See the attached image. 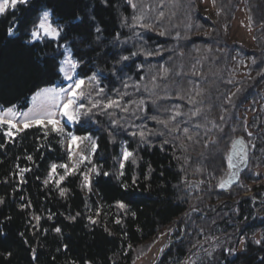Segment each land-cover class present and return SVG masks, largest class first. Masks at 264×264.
I'll list each match as a JSON object with an SVG mask.
<instances>
[{
    "label": "trees",
    "instance_id": "1",
    "mask_svg": "<svg viewBox=\"0 0 264 264\" xmlns=\"http://www.w3.org/2000/svg\"><path fill=\"white\" fill-rule=\"evenodd\" d=\"M202 1L31 0L0 15V108L24 110L37 91L66 86L58 71L66 45L82 61L77 77L97 73L98 87L104 89L81 102L90 106L122 96L121 104L129 109L98 108L91 118L64 123V132L90 135L97 145L74 170L68 167L64 133L51 125L21 132L13 128L11 138L8 126L0 125V264H135L170 232L172 242L157 264H180L197 242L218 231H239L243 249L229 254L223 248L213 259L201 256L198 264H264V215L256 213L264 203L254 201H264V183L256 176V169L264 168V0H211L215 18L203 11ZM44 9L52 10L54 26H64L65 38L29 43ZM240 9L253 30L254 48L228 35ZM10 26L15 30L11 36ZM96 26L102 29L99 40ZM123 56L130 59L123 61ZM83 87L87 93V82ZM194 87L206 90L204 104L198 106L206 109L207 120L194 117L181 128L198 132L196 140H184L182 132L169 134L145 118L168 119L171 112L165 109L174 105L187 113L192 106L179 97ZM141 99L142 112L130 103ZM197 123L206 127L196 129ZM141 127L156 134L146 140L133 136ZM238 138L249 148V166L241 182L221 191L232 141ZM182 140L185 148L180 147ZM123 146L134 156L121 170ZM60 165L73 171L66 173ZM21 169H29L23 179ZM91 173L95 190L87 191L84 175ZM208 174L217 177L218 188L191 194L184 179ZM249 192L253 196H246Z\"/></svg>",
    "mask_w": 264,
    "mask_h": 264
},
{
    "label": "snow or ice",
    "instance_id": "2",
    "mask_svg": "<svg viewBox=\"0 0 264 264\" xmlns=\"http://www.w3.org/2000/svg\"><path fill=\"white\" fill-rule=\"evenodd\" d=\"M30 2L31 0H0V15H4L9 9L11 10L17 9L18 5L27 6ZM132 7L136 8L137 5L132 4ZM52 14H53L52 10L50 9H45L40 13V15L38 16V22L34 24L33 28L29 33V39H28L29 43L41 40L45 37L57 41L65 38L62 35L64 33V26H62L58 22L54 26L53 22L51 21ZM160 15L163 16V12H161ZM137 19L142 20L143 17H139ZM141 27L151 28V25L141 24ZM7 32L8 35L10 36L15 34V30L11 26L7 29ZM95 32L98 34L97 40H99L100 39L99 34L102 32V29L99 26H96ZM160 34L164 35L163 32ZM81 42H83V40ZM62 47L64 48V52L60 54L64 55L65 53H68V55H64V59L59 64L58 71L63 74V77L66 80L71 81V83H69L66 88L47 87L37 91L35 95L32 97L33 101L35 102L38 99L42 98L43 102L36 104L34 108L29 109V111L26 113H17L15 111V107H16L15 105L7 109L0 108V125L6 124L8 126V132L6 133V135H8L10 138L13 134L12 133L13 128H15L17 132H21L25 128H29L34 125H43L45 127L51 125L53 131L63 134L64 127L61 125V119H58L57 116H59L60 118H67V120L71 122H80L82 116L91 118L94 115V109H98V108L101 110L111 109V108H121L124 112L129 111L126 105L121 104L122 96L117 99L108 98L106 99V101H96L94 103H91L90 106L81 102L82 98H84L85 96L91 97V93L93 91L96 92L97 96H100L104 92V89L98 87L100 81L97 73H92L90 76L84 75L81 76L80 78H77V76H80V74L76 73V70L81 66L82 61L76 60L73 57V55L71 54V49L68 46L64 45ZM150 54L151 53H149V55ZM131 55H136V53H132ZM129 59H130L129 56L121 57V60L123 61H127ZM69 66L71 68V71L73 73H76V75H71L69 73L68 70ZM163 72L167 73L168 69L164 68ZM155 79L156 77H153V80ZM86 82L89 86V91L87 93L83 87L86 84ZM127 86L128 85L125 84V87ZM205 91H206L205 89L194 87L192 89H189L184 93V95L179 97L182 100L186 99L188 105L192 106L188 109L187 113H184L180 110L181 107L180 105H174L172 109H165V111L171 112V115L168 117V119H160L157 116H151L145 118L155 120L158 124L163 125L164 128L168 130L169 134L182 132L184 134L183 136L184 140H188V141L196 140L199 133L192 131V128H190L189 126H184L181 128V124H186V125L190 124L192 118L194 117H201L204 120H207L206 109L201 106H198L204 104L203 97ZM232 95H235V93H233ZM228 102L231 103V96L228 97ZM130 103L136 104L137 109L139 111L142 112L144 110L145 101L143 99L139 101H130ZM153 103H155V101H153ZM18 115L21 116L22 118L19 120V124H14L13 121L16 119ZM180 117H186L187 119L178 120V118ZM220 120H224L223 115L220 116ZM112 124L117 125L118 121L112 120ZM213 126L216 127L220 133L224 132V129L220 127V125L215 124V122H213ZM194 127L196 129H199L201 127H206V125L202 123H197L195 124ZM154 134H156L154 130L148 129L147 131H145L143 127H141L138 132L132 133L133 136L139 135L141 140H146L147 136ZM163 134L164 133H160V135ZM67 135L69 137L70 144H74L77 141L87 140V141H91V150L93 152L96 150L97 145L95 144V141L90 135L76 136L71 132L67 133ZM248 135L251 136L252 133L249 132ZM168 142L169 141L167 140L164 141V143L166 144ZM212 143L213 144L218 143V139H214ZM0 147H2V145H0ZM180 147L181 148L186 147V145L183 143V140L180 144ZM133 156H134L133 152L128 151L126 148L124 149L123 151L124 161H127L129 158ZM234 156L238 157L236 161H234L233 159ZM27 159L32 160V156L29 155ZM81 159H87V157L81 155ZM227 160H228L229 169L235 170L230 173V179L227 182V183H231V176H238L240 165L247 164L248 162V150L246 148V145L244 144L243 139H240L238 141L237 140L232 141V152L231 154L228 155ZM60 167L64 168L65 172L68 173L69 171H73L76 166L73 165V170L68 169L67 165H60ZM120 167L122 170L124 164L121 163ZM51 168L52 171L55 172L57 165L53 164ZM28 170L29 169L20 170L21 179H23V173ZM97 174L99 173L97 172ZM120 174L122 175L123 172L121 171ZM104 175L107 176L109 175V173H104ZM64 178H65L64 176H61L60 180H63ZM84 180L87 182L86 186L89 187V190H91V183L87 174L84 175ZM45 183L47 184V181H45ZM56 183L59 184V181H57ZM135 183H136L135 178H133V184ZM219 186L223 188L226 186V183H221ZM123 187L126 190L128 189L127 184H124ZM60 194L61 196H63L65 194V190L61 189ZM0 202H2V199H0ZM118 203L121 208L127 207L123 202H118ZM133 215L135 214L133 213ZM36 219L39 220V217H36ZM70 219H75V217H70ZM116 222L120 223L119 220H117ZM55 231L59 233L61 229L57 227ZM256 243L259 244L261 243V241L257 240ZM226 251H228L229 254L235 253V249H226ZM33 255L35 258L34 251H33Z\"/></svg>",
    "mask_w": 264,
    "mask_h": 264
},
{
    "label": "rangeland",
    "instance_id": "3",
    "mask_svg": "<svg viewBox=\"0 0 264 264\" xmlns=\"http://www.w3.org/2000/svg\"><path fill=\"white\" fill-rule=\"evenodd\" d=\"M202 2H203L202 8L204 9L203 11L208 13V14H211L212 18H215V14L217 13V10L213 7L211 0H203ZM228 35L232 41L241 43V44L247 46L248 48H254L255 40H254L253 30L250 28L247 15L243 9H240L236 13L235 19L233 21V25L230 28ZM64 55H68V53H65ZM63 59H64V57H63ZM68 70H69V73L71 75H76L75 73H73L71 71L70 66H69ZM62 77H63V74H62ZM63 80H64L66 86H52V87L66 88L68 86V84L71 83V81L66 80L64 77H63ZM32 97L30 98V105L27 109L22 110L16 106L15 111L17 113H26L29 111V109L34 108V106L36 104L43 102L42 98L38 99L37 101L34 102ZM3 109H7V108H3ZM21 118L22 117L18 115L16 117V119L13 121V123L19 124V120ZM57 118L61 119V125L64 127V129H65L64 123H66L68 125L74 124V122L68 121L67 118H60L59 116H57ZM64 144H65V148L69 154L68 167L70 169L73 168V165L77 166L80 161L86 160V159H81V155L84 157H87V159H89V157L91 156V154L93 152L91 150V141H87V140L77 141L74 144H70L67 132H64ZM125 148H126L125 146H123L121 148L120 155L118 157L119 166L121 165V163L124 164L123 151ZM257 170L258 171L262 170L264 172L263 167L257 168L256 172H257ZM208 175H210V174H208ZM212 175L214 176V178L217 181L218 180L217 177L214 174H212ZM88 177H89L90 183H91V190L94 191L95 188H94V184H93V179H94L93 173H91ZM194 182H196V184H198V181H194ZM258 183L261 184L264 182L260 181ZM217 184H218V181H217ZM86 189H87V191H89V187L86 186ZM246 196H253V193L249 192L246 194ZM256 213L257 214L260 213V214L264 215V205L262 207H259L257 209ZM188 216H189V214L186 213L183 216V218L186 217V219H187ZM170 234H171V232L162 236L160 238V240L151 249V251L147 255H145V256L141 257L139 260H137V262L135 264H157L161 254L164 251V249H166V247L172 242ZM235 243H236V245H235ZM203 246H205V247H203ZM243 246H244L243 245V239H240L239 231L235 232V233L234 232L233 233H225L223 231H218V232H215L211 235L205 236L202 240L197 242L193 246L191 251L189 252L188 256L180 264H198L200 262L201 255L205 256V257L207 256V257L213 259V258H215L214 256L218 255V252H220V249L225 248V249L240 250V249H243ZM209 252H210V255L208 254Z\"/></svg>",
    "mask_w": 264,
    "mask_h": 264
},
{
    "label": "bare ground",
    "instance_id": "4",
    "mask_svg": "<svg viewBox=\"0 0 264 264\" xmlns=\"http://www.w3.org/2000/svg\"><path fill=\"white\" fill-rule=\"evenodd\" d=\"M246 1V0H245ZM231 43V42H230ZM255 50V49H254ZM72 53V52H71ZM63 79V78H62ZM28 105V104H27ZM238 139H242V138H238ZM237 140V139H236ZM244 143H245V141H244ZM246 145V144H245ZM232 147V146H231ZM246 148L248 149V159H249V148H248V146L246 145ZM231 149V148H230ZM230 152V151H229ZM69 155V154H68ZM124 163H126V162H124ZM248 166H249V162H248ZM248 166H247V168H248ZM247 168L245 169V170H247ZM244 170V171H245ZM243 171V172H244ZM252 171V170H251ZM243 172H242V174H243ZM228 173V172H227ZM253 173H255V172H253ZM242 174H241V177H242ZM227 176V175H226ZM225 176V177H226ZM255 176V175H254ZM256 176H257V178L259 179V182L261 181V182H264V172L261 170V171H258L257 170V172H256ZM224 177V178H225ZM241 177H240V179H239V181L241 180ZM224 178H223V180H224ZM206 179H211L212 181H213V183H214V185L213 186H210L208 183H206V182H203L202 183V181H205ZM223 180H220L221 182L223 181ZM244 180V179H243ZM242 180V181H243ZM184 181L185 182H188V184H189V187H188V190H189V192H191V194H195L196 192H198V191H200V190H202V189H207V190H211V191H215L216 190V187H217V181H216V179L214 178V176L212 175V174H210V175H207V176H203V177H194V178H185L184 179ZM194 181H198V184H196V182H194ZM238 181V182H239ZM237 182V183H238ZM241 182V181H240ZM237 183H235V184H237ZM234 184V185H235ZM220 185V184H219ZM233 185V186H234ZM260 185V184H259ZM233 186L230 188V189H228V190H231L232 188H233ZM218 188V187H217ZM219 188H220V186H219ZM228 190H226V191H228ZM220 191V190H219ZM222 191V190H221ZM217 192V191H216ZM202 195V194H201ZM250 197V196H249ZM252 199H254V198H252ZM254 201H259V202H261V203H264V201L263 200H259V199H254ZM187 217V216H186ZM186 217H185V219H186ZM183 220V219H182ZM184 221H186V220H184ZM178 223H180V222H178ZM185 224V222L183 223V225ZM175 230V229H174ZM187 231V230H186ZM184 237V236H183ZM208 240V239H207ZM222 242V241H221ZM223 245V244H222ZM220 246V245H219ZM203 247H205V246H203ZM204 249V248H203ZM216 250V249H215ZM163 251V250H162ZM209 251V250H208ZM210 253V252H209ZM208 253V254H209ZM212 253V252H211ZM202 254V253H201ZM202 256V255H201ZM140 259V258H139ZM138 259V260H139ZM203 259V258H202ZM204 260V259H203ZM207 262V261H206ZM210 264V263H209Z\"/></svg>",
    "mask_w": 264,
    "mask_h": 264
},
{
    "label": "water",
    "instance_id": "5",
    "mask_svg": "<svg viewBox=\"0 0 264 264\" xmlns=\"http://www.w3.org/2000/svg\"><path fill=\"white\" fill-rule=\"evenodd\" d=\"M238 140H240V139H237V141H238ZM243 141H244V140H243ZM244 144H245V143H244ZM247 150H248V149H247ZM231 152H232V147H231V149H230L229 154H231ZM233 159H234V161H236V160L238 159V157L234 156ZM248 162H249V159H248ZM248 162H247V164H241V165H240V168H239V175H238V176H231V183H227V182H228L229 179H230V173H231L232 171H235V170H234V169H229V170H228V173H227V176L224 178V180H223L222 182H220V184H221V183H226V186L223 187V188L220 187V190H222V191H226V190L230 189L235 183H237V182L239 181L240 177H241L242 172L247 168V166H248Z\"/></svg>",
    "mask_w": 264,
    "mask_h": 264
},
{
    "label": "built area",
    "instance_id": "6",
    "mask_svg": "<svg viewBox=\"0 0 264 264\" xmlns=\"http://www.w3.org/2000/svg\"><path fill=\"white\" fill-rule=\"evenodd\" d=\"M203 182L208 183L210 186H213L214 185V183H213V181L211 179H206L205 181H202V183Z\"/></svg>",
    "mask_w": 264,
    "mask_h": 264
}]
</instances>
